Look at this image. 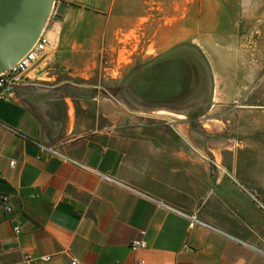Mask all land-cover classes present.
I'll return each mask as SVG.
<instances>
[{
  "label": "crops",
  "instance_id": "0c3cea01",
  "mask_svg": "<svg viewBox=\"0 0 264 264\" xmlns=\"http://www.w3.org/2000/svg\"><path fill=\"white\" fill-rule=\"evenodd\" d=\"M114 2L57 0L52 47L0 101V196L13 209L0 205V264H264V195L211 160L183 115L100 117L79 129L78 87L58 77L63 57L91 43L65 32L89 29L75 13L107 22ZM194 213L202 222L191 227ZM144 230L147 246L134 250Z\"/></svg>",
  "mask_w": 264,
  "mask_h": 264
},
{
  "label": "rangeland",
  "instance_id": "374dc122",
  "mask_svg": "<svg viewBox=\"0 0 264 264\" xmlns=\"http://www.w3.org/2000/svg\"><path fill=\"white\" fill-rule=\"evenodd\" d=\"M73 16L89 29L65 36L91 46L63 57L58 80L78 87L81 131L100 117L181 114L211 160L264 195V0H115L107 22Z\"/></svg>",
  "mask_w": 264,
  "mask_h": 264
},
{
  "label": "water",
  "instance_id": "95a60500",
  "mask_svg": "<svg viewBox=\"0 0 264 264\" xmlns=\"http://www.w3.org/2000/svg\"><path fill=\"white\" fill-rule=\"evenodd\" d=\"M56 0H0V73L38 40Z\"/></svg>",
  "mask_w": 264,
  "mask_h": 264
},
{
  "label": "built area",
  "instance_id": "2783aa9c",
  "mask_svg": "<svg viewBox=\"0 0 264 264\" xmlns=\"http://www.w3.org/2000/svg\"><path fill=\"white\" fill-rule=\"evenodd\" d=\"M56 6V3H55ZM55 6L38 38V40L29 48V50L21 57L17 62H15L9 69L0 73V101L1 100H10L14 97L15 89L22 84L28 83V79L25 77L26 72L32 68L38 60L46 55L48 50L52 47V42L49 37V30L56 24V11ZM43 150H48L50 152H56L52 148H46L42 146ZM11 166L15 165V161H10ZM160 205H166L163 202L159 201ZM0 205L7 213H12V206L9 204V196L1 195L0 196ZM190 218V226L193 227L195 223L202 222L196 215L190 214L186 215ZM14 232L18 235L22 232V228L19 225L14 226ZM146 231H141V237L136 238L132 241L131 247L134 250H138L147 246V240L145 238ZM51 256H42L40 259L42 261L50 260ZM28 264V260H25ZM79 260L76 257H73L71 264H78ZM136 264H146L144 259H140Z\"/></svg>",
  "mask_w": 264,
  "mask_h": 264
},
{
  "label": "bare ground",
  "instance_id": "6f19581e",
  "mask_svg": "<svg viewBox=\"0 0 264 264\" xmlns=\"http://www.w3.org/2000/svg\"><path fill=\"white\" fill-rule=\"evenodd\" d=\"M159 113H166V114H170L169 112H166L165 110H160L158 111Z\"/></svg>",
  "mask_w": 264,
  "mask_h": 264
}]
</instances>
